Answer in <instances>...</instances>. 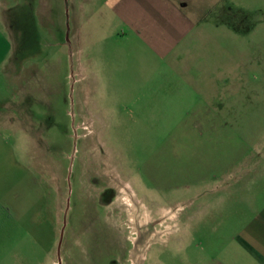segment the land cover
I'll return each instance as SVG.
<instances>
[{
  "label": "rangeland",
  "instance_id": "rangeland-1",
  "mask_svg": "<svg viewBox=\"0 0 264 264\" xmlns=\"http://www.w3.org/2000/svg\"><path fill=\"white\" fill-rule=\"evenodd\" d=\"M102 1L18 0L24 68L48 86L0 125V264H195L264 207V0L200 7L183 59L146 62L133 94L82 69L117 20ZM217 69L241 96L212 138L190 112Z\"/></svg>",
  "mask_w": 264,
  "mask_h": 264
},
{
  "label": "crops",
  "instance_id": "crops-1",
  "mask_svg": "<svg viewBox=\"0 0 264 264\" xmlns=\"http://www.w3.org/2000/svg\"><path fill=\"white\" fill-rule=\"evenodd\" d=\"M214 1L112 0L110 4L108 0L102 1L104 7L109 4L117 20L111 26V36L99 41L102 45L100 54L87 56V63L82 66L86 72L94 70L92 73L96 77L92 80V86L105 90L106 94L146 92V62H164L169 57L183 59L184 53L178 48L182 49L184 44L190 42L199 20L206 12L215 10ZM51 2L42 0L48 13L52 12ZM0 7H3L0 25L5 27L7 33L0 37V92L4 98L0 103V125L6 129L22 121L23 102L27 108L31 107L33 92L39 86L36 82L40 80L41 86L47 87L48 80L43 75L40 78L36 62L33 63L32 59L29 60L30 65L24 68L27 55L22 51L25 41L19 25L18 13L21 8L18 0H0ZM200 7L204 9L201 12L204 15L198 18L195 14ZM135 59L141 68L139 71L134 68ZM47 67L51 69L49 64ZM123 71L125 74L120 76ZM205 71L202 74L211 84L196 89L198 93L190 117L193 129H198L204 136L216 138L219 130L228 126L227 117L232 109L228 105L240 98L241 92H231L229 81L219 82L221 70ZM136 76L142 78L139 87L133 84ZM120 77L126 80H120ZM27 120H30L29 117ZM179 241L183 239L180 237ZM196 258L195 264H264V207L224 245L210 250L198 248Z\"/></svg>",
  "mask_w": 264,
  "mask_h": 264
}]
</instances>
